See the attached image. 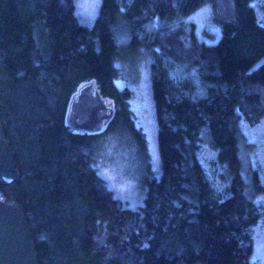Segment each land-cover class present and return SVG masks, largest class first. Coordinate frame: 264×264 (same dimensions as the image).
<instances>
[{"label": "trees", "instance_id": "obj_1", "mask_svg": "<svg viewBox=\"0 0 264 264\" xmlns=\"http://www.w3.org/2000/svg\"><path fill=\"white\" fill-rule=\"evenodd\" d=\"M252 2L102 0L88 26L73 0H0V116L19 171L10 186L0 178V198L25 210L39 264H260L251 256L264 182L254 169L246 184L240 154L242 117L264 115V23ZM204 4L221 28L211 43L186 20ZM124 25L133 49L154 52L161 174L144 176L137 208L93 164L92 144L116 125L146 146L133 91L117 85ZM91 81L115 113L104 130H75L69 105ZM205 142L230 180L224 191L201 161Z\"/></svg>", "mask_w": 264, "mask_h": 264}, {"label": "rangeland", "instance_id": "obj_2", "mask_svg": "<svg viewBox=\"0 0 264 264\" xmlns=\"http://www.w3.org/2000/svg\"><path fill=\"white\" fill-rule=\"evenodd\" d=\"M73 2L79 20L85 25L92 26L99 15L102 0ZM252 4L260 21L264 23V0H253ZM186 20L194 24L202 41L211 43L220 37L221 28L212 20L210 4L202 5L188 15ZM118 42L122 48V55L116 61L121 70L117 85L120 88L127 86L133 91L131 108L135 114L136 125L145 132L146 146L144 149L141 148L134 135L116 125V130L107 134L105 139L99 138L92 144L93 164L115 195L126 206L137 208L144 203L147 190L143 181L144 176L149 171L154 176L161 174L158 125L151 79L154 52L145 46L133 49L131 32L125 25L118 31ZM263 61L264 58L255 67ZM241 128L243 136L240 141V154L244 180L247 185L251 184L254 169H258L260 179L264 182V115L257 125L249 124L242 117ZM200 158L215 187L224 191L230 180L225 168L217 161V151L208 142L203 144ZM255 200L259 206L260 216L253 228L254 249L251 259L264 264V193L259 194Z\"/></svg>", "mask_w": 264, "mask_h": 264}, {"label": "water", "instance_id": "obj_3", "mask_svg": "<svg viewBox=\"0 0 264 264\" xmlns=\"http://www.w3.org/2000/svg\"><path fill=\"white\" fill-rule=\"evenodd\" d=\"M115 113V107L104 98L91 81L82 85L72 98L67 122L75 130L100 131ZM19 177L18 164L8 144L0 116V178L5 186ZM0 264H39L35 238L25 210L15 200L0 198Z\"/></svg>", "mask_w": 264, "mask_h": 264}]
</instances>
